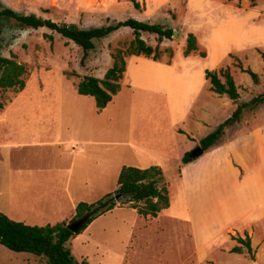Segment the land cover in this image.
<instances>
[{"label":"rangeland","instance_id":"1","mask_svg":"<svg viewBox=\"0 0 264 264\" xmlns=\"http://www.w3.org/2000/svg\"><path fill=\"white\" fill-rule=\"evenodd\" d=\"M118 1L126 6L120 7L115 15H108L102 8L105 0H47L48 7L41 6V11L36 7L33 11L32 8L14 4L13 0H0V10L9 7L20 14H35L78 28L106 25L128 17L171 27L176 34L159 44V58L167 62L168 49L183 56L185 34L192 32L199 46L206 50L205 57L191 54L198 58L190 66L193 77L199 84H206L200 90L194 109L209 105L207 108L212 111L216 106L218 114L223 116L221 120L229 118L237 104L232 102L234 106L231 104V108L227 103L221 106L217 94L208 88L206 69L217 71L221 81H224L221 71L227 69L230 72L239 93L238 103L264 93V61L261 57V53L264 54V0H255L254 6L249 0H135L137 8L131 0ZM0 28L1 54L14 55L17 61L26 64L28 70L22 90L8 89L0 94L4 107L6 105L4 122L0 123V138L3 143L9 144L32 142L31 147L1 148L0 153L3 160L7 159L13 167L21 160L24 165L46 170L52 155L47 141L55 132L50 124L53 112L49 106L57 99L66 101L67 105L74 101L79 96L76 91L78 79L84 75L101 77L113 62L112 54L117 49H126L133 34L128 27H122L108 37L95 40V47L89 51L82 66L81 48L55 31L46 27L24 28L14 19L6 17L0 19ZM49 34L51 40L47 37ZM141 37L151 46H156V35L142 33ZM240 67L257 73L258 83H253L250 75ZM86 97L89 100L83 103L82 115L91 118L90 101L93 98ZM258 107L261 108L257 115ZM94 115L102 125L104 141L114 145L103 146L104 156L110 155L112 148L118 153L119 168L124 165L141 166L148 160H151L150 165H160L164 175L162 184L167 188L170 206L160 212L161 216L154 218L139 215L136 209L126 204L98 216L65 244L77 262L264 264L263 210L241 202L239 190L232 188L234 172L227 167V158L220 160L221 169L214 168L203 176L199 175L197 187H190L189 190L181 187L180 150H187L182 157L186 152L191 153L200 146L199 140L216 128L215 125H209L208 131L198 129L195 135L199 134L196 137L199 139H190L187 133L170 125L163 96L131 87H123L105 110L100 113L94 110ZM240 120H243L240 126L246 130H252L254 126L258 128L260 123L264 126V102L253 109L244 108L238 120L225 126L222 133H226L225 129L228 131L225 139L234 137L236 122ZM49 128L52 133H49ZM33 131L38 132L32 134ZM242 133L234 156L240 165L249 168L254 162L255 138L247 136L245 131ZM140 154L141 158L148 160L144 163L139 161ZM113 157L115 160V155ZM114 171L104 177L102 190L89 202L114 191ZM3 178L7 179L4 175ZM11 191L13 197L10 196ZM1 194L11 207L24 208L25 199L17 187H5V192ZM46 222L47 219L41 217L35 225ZM66 222L70 223L69 219ZM244 232L251 238L254 260L247 254L230 252V248L237 244L233 237L243 236ZM0 264L46 262L32 253L15 252L0 244Z\"/></svg>","mask_w":264,"mask_h":264},{"label":"crops","instance_id":"2","mask_svg":"<svg viewBox=\"0 0 264 264\" xmlns=\"http://www.w3.org/2000/svg\"><path fill=\"white\" fill-rule=\"evenodd\" d=\"M105 1L102 8L108 15H115L119 13L120 7L126 6L124 3H119L118 0ZM232 1L239 2L238 0ZM13 2L29 9L32 8L33 11V7L40 11L41 6L48 7L47 0H13ZM197 60V56H179L174 52L169 62L141 54L127 55L125 70L120 79V90L112 97V100L122 91L123 87H131L163 96L167 104L170 125L187 133L190 139H199L196 138L199 134L195 135L198 129L204 128L208 131L209 125L217 127L225 119L221 120L223 116L218 114L216 106L212 111L207 108L209 105L198 106L194 109L200 90L206 86V84H199L193 77L194 72L190 66L194 65ZM201 71L202 69L199 74ZM103 75L97 77L102 78ZM208 88L210 89V83ZM86 96L90 95L79 94L74 98V101L68 103L69 105L61 99L53 100L52 105L49 106L53 112V120L50 124L54 127L55 132L54 136L49 137V141H47V146L52 148V155L46 164L48 166L46 170L28 164L24 165L21 160L18 161L16 167H13L7 159L3 160L0 153V161H2L0 164V194L5 192V187H17L25 199L23 206L26 209L13 208L5 202L2 194L0 195V212L6 214L10 219L29 225H35L41 217L47 219L46 224L67 221L74 214L77 203L95 199L93 197L102 190L104 177L108 176L113 169L117 181L121 169L117 164L118 153L110 148L112 151L110 155L104 156L103 146L114 145L110 141H104L102 125L97 121V118L95 119L96 115L93 116L94 110L96 113L102 112L112 100L100 112H97L94 98L91 96L93 98V101H90L92 102L90 107L92 116L84 118L82 115L83 103L89 100ZM217 96L222 103L221 106H226L224 103H227L230 108L231 104L234 106L227 96L218 94ZM5 107L0 111V123L4 122ZM260 108L256 109L257 115L260 113L258 111ZM242 124L243 120L236 122L237 128L233 138L225 139L228 132L225 129L226 133L219 137V140L205 150L200 157L198 156L187 163L181 162L179 165L181 187L186 188L185 190L197 187L199 175L203 176L214 168L221 169L220 160L227 158L229 162L227 167L234 172L232 188L239 190L240 200L244 205L253 204L252 208L262 209L264 216V126L260 123L258 128L255 129L254 126L252 130H246L240 126ZM242 131H245L247 136L255 138L254 162L249 168L240 165L234 156L238 140L244 134ZM37 132L33 131L32 134ZM49 133H52L51 128H49ZM31 144L32 142L3 143L0 138V149L25 148L31 147ZM180 151L182 152L179 154L178 160L182 159L181 155L187 150L183 148ZM113 155H115V160ZM141 155L138 156L139 161L144 163L148 160L141 158ZM150 164L151 160H148L136 167L145 168L151 166ZM158 166L160 167V165ZM1 171L7 179L3 178ZM231 172L229 171V173ZM226 182H229L227 178ZM11 192L10 196L13 197V191ZM160 212L155 217L161 216Z\"/></svg>","mask_w":264,"mask_h":264},{"label":"trees","instance_id":"3","mask_svg":"<svg viewBox=\"0 0 264 264\" xmlns=\"http://www.w3.org/2000/svg\"><path fill=\"white\" fill-rule=\"evenodd\" d=\"M131 1L137 8L138 2L135 0ZM249 1L251 6L256 5L255 0ZM2 17L14 19L19 26L24 28L38 29L46 27L49 30L57 32L60 36L71 40L82 50L80 59L82 66L85 64L89 51L94 49L95 40L108 37L122 27H128L133 34V39L126 49H117L112 54V65L107 68L103 77L98 78L92 75H84L76 84L77 93L90 95L94 98L97 112L106 107L112 100V97L120 90V79L125 70V57L127 55L141 54L158 59L161 55L159 44L163 39H171L174 30L171 27L139 21L132 17L89 28H78L72 24L73 28L69 29L68 23L59 24L49 18H42L35 14H20L9 7H3L0 10V19ZM142 33L156 35V46L153 47L148 44L141 37ZM47 37L49 40L52 39L51 34L47 35ZM172 54L173 51L168 49V62ZM182 54L185 57L191 54L205 57L206 50L199 46L197 38L192 32H187ZM261 57L264 61L263 53H261ZM240 68L243 72L250 75L253 83H258L259 77L257 73L253 72L250 68ZM27 72L25 63L17 61L14 55H2L0 48V94L8 89L22 90L25 86ZM221 74L224 76V81L220 80L217 71L205 70V77L209 80L210 90L218 95L227 96L237 105L229 118L199 140V147L202 148L203 152L217 142L225 126L240 118L244 108L253 109L258 104L264 102V93H260L248 101L238 103L239 93L232 75L227 69L221 71ZM3 107L4 102L0 98V111ZM195 158L186 152L181 160L182 163H187ZM163 177L162 169L158 165H151L146 168L122 166L114 191L107 193L94 202L81 201L77 203L74 208V214L69 219L70 223L81 221V225L76 231H71L68 228L69 223L66 221L52 224L47 223L45 225H29L12 220L3 212H0V244L15 252H28L42 257L45 259L46 264H88L85 260L77 262L73 258L70 250L65 245L69 238L76 233H80L98 216L123 204L136 209L138 214L144 217L157 216L158 212L168 208L170 205L167 188L162 184ZM233 239L237 244L230 248V252L247 254L250 259L254 260L255 252L252 248L249 234L244 232L243 236L237 235Z\"/></svg>","mask_w":264,"mask_h":264},{"label":"water","instance_id":"4","mask_svg":"<svg viewBox=\"0 0 264 264\" xmlns=\"http://www.w3.org/2000/svg\"><path fill=\"white\" fill-rule=\"evenodd\" d=\"M69 29H72L73 28V25H68ZM176 34V31L173 30V35ZM203 153V150L201 147H196L191 153L190 155L193 156V157H197L199 155H201ZM81 225V221H73L71 223L68 224V228L71 230V231H76L78 229V227Z\"/></svg>","mask_w":264,"mask_h":264}]
</instances>
